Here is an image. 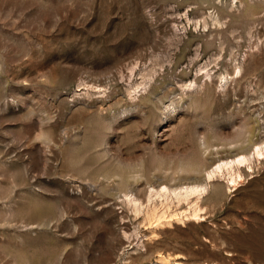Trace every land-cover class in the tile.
<instances>
[{
    "label": "rangeland",
    "instance_id": "obj_1",
    "mask_svg": "<svg viewBox=\"0 0 264 264\" xmlns=\"http://www.w3.org/2000/svg\"><path fill=\"white\" fill-rule=\"evenodd\" d=\"M261 142L264 0H0V264H264L263 159L200 222L126 201Z\"/></svg>",
    "mask_w": 264,
    "mask_h": 264
},
{
    "label": "bare ground",
    "instance_id": "obj_2",
    "mask_svg": "<svg viewBox=\"0 0 264 264\" xmlns=\"http://www.w3.org/2000/svg\"><path fill=\"white\" fill-rule=\"evenodd\" d=\"M252 11L253 12L249 15L250 18L256 16L255 12L257 11L254 10ZM208 18H211L212 26L214 27L215 26L218 27L219 25L223 24L221 17L219 16V12L214 13L212 15L209 14ZM252 22H256V21H251L249 23ZM207 26H208V22L205 21L204 19V28H207ZM209 26H211L210 22H209ZM247 30H249L248 27ZM249 33L250 32H248V34ZM243 69H244L243 65L236 64V66H234L233 68L232 74L235 75L236 78H238L239 76H242ZM207 77L211 78L209 75ZM220 80L222 82L228 81L229 80L228 74L221 76ZM253 158H255L258 161L260 159L264 160V142H261L259 145L253 146L251 151L249 153H246L245 155H239L237 158H234L232 160L220 162L215 166V168H213L211 171L206 173L205 179L201 184L199 183L197 185L186 186L178 190H174L172 194L168 187H164L158 193L150 194V196L148 197L149 201H152V198L154 196L155 197L159 196L164 198V202L161 203L163 207L161 208H157L154 205L152 207H147L146 210H143L142 209L143 205L140 204L138 199L126 196L127 204L132 208L136 216L138 215L140 216V214L143 215L144 222L150 225L151 227L154 225L155 226H161L164 224L170 225V222L169 221L165 222V220L167 221L168 218H172L176 216V214L174 215L171 213L172 205H175V201L179 205L180 203L182 204L183 202L187 204L192 203V205H190L191 206L190 216L194 218L195 221L200 222L203 217L202 216L203 212H205L206 210L205 208L202 207L200 201L207 196L211 200L210 202L211 206L219 204L223 196H226L228 193H232V191L235 190L239 186V184H241L244 181L243 174L241 172V166H243L244 164L246 165L248 164L247 167L252 170L251 163ZM221 178H224L225 182H221L220 181ZM215 192L217 193L214 195ZM220 196H222V198H220ZM192 198H194V200H192ZM162 261L165 260L162 259Z\"/></svg>",
    "mask_w": 264,
    "mask_h": 264
}]
</instances>
